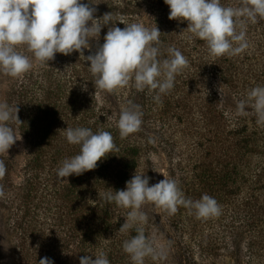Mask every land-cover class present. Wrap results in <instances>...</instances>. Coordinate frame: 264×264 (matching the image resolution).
<instances>
[{
  "label": "trees",
  "instance_id": "16d2710c",
  "mask_svg": "<svg viewBox=\"0 0 264 264\" xmlns=\"http://www.w3.org/2000/svg\"><path fill=\"white\" fill-rule=\"evenodd\" d=\"M92 2L96 17L112 12L121 29L126 25L119 21L157 26L160 58L175 47L188 64L176 75L174 87L161 94L162 103L154 101V92H138L132 82L111 93L95 90L90 62L79 52L57 53L49 66L24 52L33 60L31 70L18 78L0 73L3 102L17 105L22 122L11 125L21 139L0 155L7 169L0 178L5 193L0 211L14 263L39 264L48 257L53 264H80V257L95 259L104 252L110 264H131L122 244L136 232L118 231L129 210L106 203L98 193L125 189L136 172L150 177L149 186L165 177L174 179L186 199L207 194L220 207L219 215L197 218L183 206L169 215L144 205L145 234L165 235L167 244L162 258H145V264H214L224 252L238 256L244 235L264 240V126L257 125L253 114H236L238 101L259 84L239 62L241 53L210 56L204 41L181 33L187 21L169 19L164 0ZM220 2L239 6V0ZM252 23L245 26L246 38L258 49L254 36L260 27ZM109 26L102 28L99 44ZM95 48L96 42L91 51ZM89 54L84 50L85 57ZM129 103L140 106L142 124L121 139L116 120ZM67 127L108 131L116 145L96 169L73 174L68 183L58 181L56 170L80 147L67 142Z\"/></svg>",
  "mask_w": 264,
  "mask_h": 264
},
{
  "label": "clouds",
  "instance_id": "9594fccd",
  "mask_svg": "<svg viewBox=\"0 0 264 264\" xmlns=\"http://www.w3.org/2000/svg\"><path fill=\"white\" fill-rule=\"evenodd\" d=\"M169 7V19L187 21V32L205 42L212 57L238 55L248 47L246 24L264 19V0H239L238 7H225L220 0H164ZM96 3L88 0H0V73L18 78L33 67V60L24 52L31 53L36 62L48 65L57 53L70 55L79 52L80 57L90 62L89 71L94 78L95 90L109 93L122 87L132 86L138 91L145 89L155 93L153 99L162 103L161 94H167L174 87L175 77L188 60L175 47L167 48V58L161 59L160 34L157 26L145 27L141 23H124L121 29L115 25L112 12L96 17ZM103 44H99L102 28L107 25ZM96 42L92 52V43ZM23 47L24 51L18 50ZM90 54L85 57L84 50ZM87 91V84L82 85ZM250 109L257 125L264 126V86H257L247 92L246 98L236 104L237 115H247ZM18 107L0 103V155L20 140L13 123L21 124ZM143 113L139 105L129 103L122 107L116 120L121 139L140 130ZM107 119H113L108 116ZM66 140L79 145V153L65 158L56 170L57 179L68 183L73 174L80 176L94 170L98 161L107 157L116 145L108 131L93 133L90 128L67 127ZM7 169L0 159V178ZM165 177V176H164ZM150 177L137 172L126 181L123 190L98 193L106 203H115L128 209L125 222L119 232L135 230L136 234L126 239L122 248L131 264H145V258L158 260L164 255L163 245H157L154 238L145 234L143 225L147 215L144 205L151 204L169 215L177 212L178 206L194 210L197 218L219 215L217 201L204 194L199 200L186 199L174 179L165 177L149 186ZM0 186V197L4 196ZM39 264H53L44 257ZM80 264H110L107 255L100 252L95 259L90 255L80 257Z\"/></svg>",
  "mask_w": 264,
  "mask_h": 264
},
{
  "label": "rangeland",
  "instance_id": "374dc122",
  "mask_svg": "<svg viewBox=\"0 0 264 264\" xmlns=\"http://www.w3.org/2000/svg\"><path fill=\"white\" fill-rule=\"evenodd\" d=\"M259 18L252 24L259 26L258 30L254 33L256 43L260 45L258 49L255 48L252 40H248L247 49L241 53L239 62L244 64V69L249 70L250 79L252 82L264 86V19L259 24ZM255 23H258L257 25ZM262 25V26H261ZM95 41H91L92 46ZM250 42V43H249ZM247 54V56L245 55ZM244 57V60H243ZM3 79L0 77V103H3ZM247 115L252 114L251 110L246 109ZM161 165V164H160ZM156 179L159 174H155ZM158 180V179H157ZM150 204L146 205L149 206ZM157 245L166 247L165 235L157 234L155 236ZM238 256L231 252H224L214 260V264H264V240H259L257 237L252 241L250 237L244 235L239 243ZM165 252V250H164ZM167 252V250H166ZM165 254V253H164ZM169 256V254H167ZM174 262V259H172ZM0 264H15L13 246L10 237L7 235L5 225L3 222V215L0 211Z\"/></svg>",
  "mask_w": 264,
  "mask_h": 264
}]
</instances>
